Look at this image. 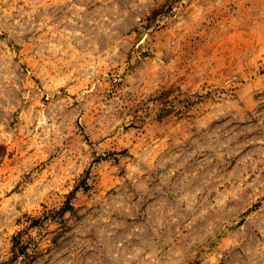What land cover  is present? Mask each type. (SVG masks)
I'll return each mask as SVG.
<instances>
[{"label": "rangeland", "instance_id": "1", "mask_svg": "<svg viewBox=\"0 0 264 264\" xmlns=\"http://www.w3.org/2000/svg\"><path fill=\"white\" fill-rule=\"evenodd\" d=\"M0 264H264V0H0Z\"/></svg>", "mask_w": 264, "mask_h": 264}]
</instances>
